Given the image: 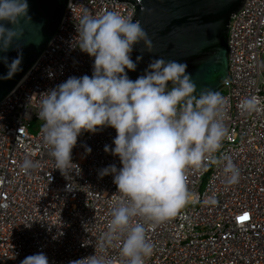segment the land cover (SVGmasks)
Here are the masks:
<instances>
[{
    "label": "built area",
    "instance_id": "1",
    "mask_svg": "<svg viewBox=\"0 0 264 264\" xmlns=\"http://www.w3.org/2000/svg\"><path fill=\"white\" fill-rule=\"evenodd\" d=\"M85 10L135 17L130 2L69 0L54 38L0 103V264H21L40 252L49 264H71L95 255L96 247L109 264H121L119 242L102 253L98 246L122 199L113 175L99 174L110 165L122 167L119 157L105 151L114 147L116 130L81 134L72 150L77 167L66 178L43 146L37 114L42 93L71 76L92 74L93 58L75 43L76 18ZM228 37V75L217 91L228 101V135L215 154L221 162L189 169L187 205L167 222L145 225L154 245L146 264H264V0H246L231 17ZM251 96L259 105L248 113L239 103ZM224 156L240 169L239 183L227 189ZM25 157L39 167L23 170Z\"/></svg>",
    "mask_w": 264,
    "mask_h": 264
},
{
    "label": "clouds",
    "instance_id": "2",
    "mask_svg": "<svg viewBox=\"0 0 264 264\" xmlns=\"http://www.w3.org/2000/svg\"><path fill=\"white\" fill-rule=\"evenodd\" d=\"M28 0H0V53L15 47L31 21ZM75 40L93 58L92 74L71 76L39 97L38 118L43 121V146L54 159L55 169L66 178L75 170L72 150L82 132L101 127L116 130L114 147L106 152L119 157L122 167L110 165L100 175H113L122 199L112 208L100 252L119 242L121 264H146L154 245L146 236V224L159 225L175 218L189 202L187 171L200 169L205 161L220 163L215 154L228 135L225 124L227 99L212 89L200 90L175 60L152 59L144 74L131 79L143 56L133 59L143 42L149 53L151 41L139 22L114 11L92 15L85 10L76 18ZM17 50L19 48L15 47ZM12 79L22 71V53L9 62L0 56ZM255 96L241 99L240 108L258 110ZM86 151L91 152L87 147ZM225 189L240 180V169L230 156L222 158ZM20 167L33 170L39 163L30 157ZM77 167V166H76ZM71 188V185H69ZM207 202V201H205ZM21 264H49L43 252L25 257ZM71 264H109L103 254Z\"/></svg>",
    "mask_w": 264,
    "mask_h": 264
},
{
    "label": "water",
    "instance_id": "3",
    "mask_svg": "<svg viewBox=\"0 0 264 264\" xmlns=\"http://www.w3.org/2000/svg\"><path fill=\"white\" fill-rule=\"evenodd\" d=\"M130 2L134 6L133 21L139 22L151 41L149 53L143 42L133 55H142L131 79L144 74L154 58L175 60L187 66L186 71L200 90L217 91L228 75V32L233 14L246 0H109ZM69 0H28L31 21L23 25L25 34L15 41L7 53L9 62L22 53V71L12 79H0V103L15 89L41 57L62 23ZM7 73L0 61V76ZM90 132H83V138Z\"/></svg>",
    "mask_w": 264,
    "mask_h": 264
},
{
    "label": "rangeland",
    "instance_id": "4",
    "mask_svg": "<svg viewBox=\"0 0 264 264\" xmlns=\"http://www.w3.org/2000/svg\"><path fill=\"white\" fill-rule=\"evenodd\" d=\"M34 126H35V124H34ZM32 133H35L36 134V131L32 129Z\"/></svg>",
    "mask_w": 264,
    "mask_h": 264
},
{
    "label": "bare ground",
    "instance_id": "5",
    "mask_svg": "<svg viewBox=\"0 0 264 264\" xmlns=\"http://www.w3.org/2000/svg\"><path fill=\"white\" fill-rule=\"evenodd\" d=\"M24 79V77L22 78V80Z\"/></svg>",
    "mask_w": 264,
    "mask_h": 264
}]
</instances>
